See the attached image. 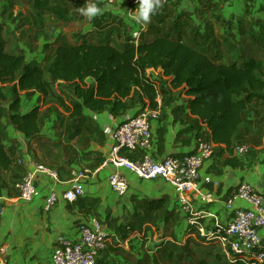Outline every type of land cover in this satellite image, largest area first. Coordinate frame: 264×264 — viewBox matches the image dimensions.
Wrapping results in <instances>:
<instances>
[{
	"label": "crops",
	"instance_id": "crops-1",
	"mask_svg": "<svg viewBox=\"0 0 264 264\" xmlns=\"http://www.w3.org/2000/svg\"><path fill=\"white\" fill-rule=\"evenodd\" d=\"M42 1L37 0L39 14L36 15L23 11L21 4L15 8L9 2L0 5V23L12 27L8 23L11 20L23 24L29 20L28 25L40 29L35 34H6L9 52H19L27 61L36 63L42 62L43 48L48 42L73 44L88 40L123 45L130 42L134 30L142 32L139 44L150 43L159 34L169 32L172 37L182 36L187 43L204 45L210 56H218L224 63L237 59L226 52V40L230 39L231 47L248 33L251 37L264 38V0H181L166 9H158L157 17L152 16L147 25L136 23L132 11L138 3L131 4L130 0H93L102 9L108 5L94 19H87L79 12L86 0H62L65 6L70 5L69 13L74 17L69 21L82 24L73 34H65L56 27L58 20L48 9L51 6H44ZM22 15L26 17L18 19ZM167 23H172L168 31ZM89 32L87 37L85 34ZM164 88L160 84L159 92ZM12 99L8 94V101H0V144L5 145L13 161L9 169L0 168V264H51L58 239L65 237L78 242L80 226L92 218H97L109 234L107 248L97 264H182L186 258L187 264H194L203 259L212 262L216 254L228 262L217 240L207 242L189 226L188 214L182 210L171 184L163 179H139L112 163L103 166L113 145L107 131L116 129L127 117L143 109L138 99L129 111L117 115L111 110L101 113L86 110L84 118L75 119L56 101L49 100L39 118V133L32 138H26L11 123ZM42 99L38 90L25 92L19 112H29ZM188 101L186 97L161 93L157 108L160 114L151 122L152 144L145 151L153 161L192 153L198 138L209 136L210 132L200 129L190 114ZM53 106L58 110H51ZM244 117L233 146L247 145L249 153L239 156L234 150L231 154L219 145L216 155L204 161L199 170L200 193L192 210L206 214L205 224L209 229L228 225L232 213L226 210L225 203L240 185L249 184L264 195V103L253 101ZM65 132L68 136L63 139L61 134ZM39 165L47 171L39 170ZM114 171H119L129 184L122 197L113 192L109 183ZM28 174H32V184L38 193L31 201L22 199L14 187ZM207 180L212 183L207 184ZM76 183L82 186L84 194L70 203L64 194ZM52 195L57 200L47 211ZM233 203L237 208H249L240 200ZM258 234L264 238V229Z\"/></svg>",
	"mask_w": 264,
	"mask_h": 264
},
{
	"label": "trees",
	"instance_id": "trees-1",
	"mask_svg": "<svg viewBox=\"0 0 264 264\" xmlns=\"http://www.w3.org/2000/svg\"><path fill=\"white\" fill-rule=\"evenodd\" d=\"M34 7L39 8L37 1ZM48 9L68 21L66 9ZM161 34L139 45L48 42L42 62L36 63L7 50L5 25L0 23V101H8V94L13 97L9 103L11 123L26 138L35 137L42 108L49 100L56 101L73 119L84 118L86 110H111L117 115L129 111L137 99L143 109L155 110L158 86L164 82L166 93L189 99L188 110L198 127L210 132L209 139L233 154V140L243 127L245 112L255 100L264 103V62L253 58L224 63L218 56H210L204 45L187 43L169 32ZM50 79L69 87L72 97L67 99L58 92ZM33 89L42 94V104L21 114V96ZM12 165L5 145L0 144V168L7 170ZM194 264L229 263L216 254L212 262L203 259Z\"/></svg>",
	"mask_w": 264,
	"mask_h": 264
},
{
	"label": "built area",
	"instance_id": "built-area-1",
	"mask_svg": "<svg viewBox=\"0 0 264 264\" xmlns=\"http://www.w3.org/2000/svg\"><path fill=\"white\" fill-rule=\"evenodd\" d=\"M113 2L114 0H110ZM138 3L137 0H130ZM181 0H161L160 10L166 9ZM228 1V0H225ZM142 32L134 30L130 33L131 44L138 45ZM157 102L161 103V93H158ZM160 114L159 109H142L133 117H127L116 129H109L107 133L113 140L110 155L103 166L112 163L116 168H125L139 179H163L175 189L182 210L188 214L189 226L203 240L209 242L217 240L227 256L229 264L246 262L264 264V238L258 231L264 229V195L258 193L249 184L237 187L232 196L225 203L226 210L232 213L231 220L225 227L209 229L206 224V214L195 212L192 205L200 193L199 170L204 161L213 158L219 145L214 144L207 135L197 140L196 149L192 153L182 155H168L163 160L155 162L145 153L152 144L151 122ZM235 153L245 156L249 153L247 145L235 147ZM135 154V157L130 155ZM46 172L44 166H37ZM33 176L28 174L15 184V189L22 199L31 201L37 192L32 184ZM113 192L122 197L126 194L129 184L119 172L114 171L109 177ZM212 183L211 180L206 181ZM84 194L80 184L74 186L64 194V198L73 203ZM55 195L49 200L46 210L49 211L55 204ZM234 200H240L249 208H237ZM109 234L97 218L80 226V240L73 242L60 237L54 248L51 264H97L100 254L107 248Z\"/></svg>",
	"mask_w": 264,
	"mask_h": 264
},
{
	"label": "rangeland",
	"instance_id": "rangeland-1",
	"mask_svg": "<svg viewBox=\"0 0 264 264\" xmlns=\"http://www.w3.org/2000/svg\"><path fill=\"white\" fill-rule=\"evenodd\" d=\"M35 1H37V0H23V2H22V0H0V5L4 4L5 2H9L15 8L16 6H20V4H21V7H22L23 11L26 10V12H29L28 14H35L36 15V13L39 14L38 13L39 12V8H35L34 7V2ZM42 2L44 3V6L55 7V6L58 5L61 8H65L66 9L65 15L67 16L68 21L60 20L55 15L56 19L58 20L57 24H55V25H56V27L58 29H61V32H64L65 34H73L74 32L80 30V26L82 24H80L79 22H71V20L69 21V19H73L74 18L73 16H70V13H69V7L68 6H70V5H66L65 6L64 2L62 0H44ZM70 10L72 11V10H74V8L72 7V8H70ZM46 13H48V11ZM2 15H5V13H2ZM25 17H26L25 15L24 16L22 15L18 19H24ZM8 23L13 25V26L10 27V26H6L5 25L6 34H32V33L35 34L36 31L40 30V29H37V26H33L32 24L28 25L29 24V20H27V22L24 23V24L21 21L15 22L14 20L13 21L12 20L9 21ZM167 24H168L167 27H166L167 29H165L166 31L170 30V28H171L170 26L172 25V23H167ZM27 26H30L29 29L27 28ZM243 26L245 27V25H243ZM174 31H175L174 34H177L176 30H174ZM89 34H91V33L89 32V33H87L85 35L88 37ZM248 34H246V36L245 35L242 36L239 42L237 40H235L234 41L235 42V46H231V47L228 46V43L230 42V39L226 40V52L228 51L229 55L232 54V56H234V59L237 58L238 60H240V59L242 60L245 57L244 58L245 60H250V59H253V58H255V59L257 58V59H260V60H262L264 62V38L255 37V36L251 37ZM210 46H212V45L210 44ZM232 47L234 48L233 50H231ZM17 53H19V52H17ZM17 53L15 52V54H17ZM241 54H243L245 56L243 57ZM163 85H165L164 82H163ZM55 86H56V89L61 94L66 96V98L71 95V91L72 90L69 87L58 85L57 83H56ZM166 92H167L166 88L163 89V90L161 89V93L165 94ZM172 95L181 96V95H178L177 93H173ZM67 99H69V98H67ZM45 108L46 107L44 105V107L42 108V112H43V110H45ZM51 110H58V109H57L56 106H53L51 108ZM2 112H3V109H2ZM5 119L8 120V117H6ZM67 136H68L67 132H65V134L64 133L61 134V138H63V139L64 138L66 139ZM192 248L195 251L197 250V248L195 246H193ZM189 256H190V258H192L191 255H189ZM186 259H187V261H183L182 264H187L189 262L188 258H186Z\"/></svg>",
	"mask_w": 264,
	"mask_h": 264
},
{
	"label": "clouds",
	"instance_id": "clouds-1",
	"mask_svg": "<svg viewBox=\"0 0 264 264\" xmlns=\"http://www.w3.org/2000/svg\"><path fill=\"white\" fill-rule=\"evenodd\" d=\"M138 6L132 11L133 18L136 23L141 25H147L151 22L152 16L157 12L161 6V0H137ZM108 5L102 9L97 6L93 0H86L84 6L79 8V12L87 19H94L103 11L107 10Z\"/></svg>",
	"mask_w": 264,
	"mask_h": 264
}]
</instances>
